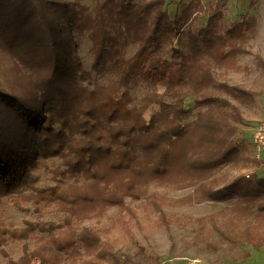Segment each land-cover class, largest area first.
Returning <instances> with one entry per match:
<instances>
[{
    "label": "trees",
    "instance_id": "trees-1",
    "mask_svg": "<svg viewBox=\"0 0 264 264\" xmlns=\"http://www.w3.org/2000/svg\"><path fill=\"white\" fill-rule=\"evenodd\" d=\"M208 3L195 30L199 0L174 16L165 0H0V264H118L110 232L135 243L134 201L167 225L165 205L234 198L220 224L214 215L195 221L264 245L261 223L233 232L247 217L264 218V178L218 175L246 158L233 100L245 103L250 92L217 76L241 70L256 19L224 23ZM82 36L89 68L75 51ZM151 185L193 189L167 202L148 194ZM7 206L35 219L8 222ZM111 207L108 226L84 223ZM14 242L16 258L6 251Z\"/></svg>",
    "mask_w": 264,
    "mask_h": 264
},
{
    "label": "rangeland",
    "instance_id": "rangeland-1",
    "mask_svg": "<svg viewBox=\"0 0 264 264\" xmlns=\"http://www.w3.org/2000/svg\"><path fill=\"white\" fill-rule=\"evenodd\" d=\"M78 1L80 4L92 6L94 0H67ZM189 0H165V6L171 16L180 13ZM212 0H199L198 7L192 13L191 27L195 30L206 24L209 10L208 2ZM249 0H213L212 11L223 14L224 23L236 22L241 15L249 13L255 17L256 24L250 31L251 38L246 44V52L237 57L241 70L229 71L219 74V80L230 84L242 85L250 92V98L245 103L233 100L239 105L242 123L238 124L237 135L250 139L252 127L264 117V64H261L257 55L264 60V0H256L252 8H248ZM76 53L81 57L84 67L89 68L90 54L89 41L85 36L76 38ZM134 48L128 50L132 54ZM216 73L218 71L216 70ZM142 89L136 88L133 93L142 94ZM186 104L192 105V97L187 98ZM245 160L237 166H226L218 175H226L229 179L242 174L245 177L264 178V164L252 158L251 149L245 153ZM193 188L170 189L151 185L148 194L163 196L165 201H175L190 194ZM234 198L222 201L204 199L200 202L182 203L180 205H165L163 211L169 221L167 225L162 222L159 213L142 209L141 201L131 202L135 206L142 231L135 235V243L129 241L117 227L110 232L114 239V250L119 257L118 264H264V245L255 247L261 240L255 238L251 241L238 240L234 236H227V229L218 231L207 221L197 222V218L214 215L217 225L231 214ZM116 209L111 207L107 214L99 219L86 220L88 226L100 228L109 225L115 216ZM5 219L15 225H22L25 219H35L33 215L26 214L11 206L4 211ZM59 213H42V220L59 221ZM261 223L258 229L259 237L264 236V218L254 219L247 217L237 227L234 233H240L248 226ZM217 231V232H216ZM254 233V232H253ZM21 243H9L6 251L16 258L20 254ZM3 257L0 254V262Z\"/></svg>",
    "mask_w": 264,
    "mask_h": 264
},
{
    "label": "built area",
    "instance_id": "built-area-1",
    "mask_svg": "<svg viewBox=\"0 0 264 264\" xmlns=\"http://www.w3.org/2000/svg\"><path fill=\"white\" fill-rule=\"evenodd\" d=\"M249 144L252 158L264 164V117L252 127ZM190 264L193 262L191 261Z\"/></svg>",
    "mask_w": 264,
    "mask_h": 264
}]
</instances>
